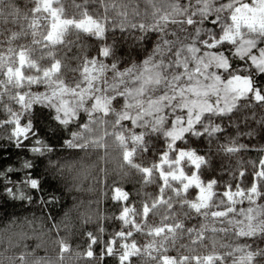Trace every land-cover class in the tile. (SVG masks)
Returning a JSON list of instances; mask_svg holds the SVG:
<instances>
[{
    "label": "snow or ice",
    "instance_id": "snow-or-ice-1",
    "mask_svg": "<svg viewBox=\"0 0 264 264\" xmlns=\"http://www.w3.org/2000/svg\"><path fill=\"white\" fill-rule=\"evenodd\" d=\"M72 2L79 7L78 0ZM101 2L102 15L87 7L69 14L62 0H8L0 6V22L17 25L0 38V127L7 129L0 134L7 141L0 148V198L29 207L57 204L60 192H47L43 179L45 173L63 177L67 166L57 153L65 149L106 156L118 147V168L132 165L147 180L154 165L159 188L137 212L131 192L113 182L105 195L120 205L114 213L119 226L107 228L108 214L98 206L82 214V248L58 236L56 257L29 252L25 243L11 255L6 248L0 264H29V255L35 257L32 264H64L67 252H73V264H264V244H252L254 237H264V144L253 170L239 168L235 182L218 189V177L202 172L208 157L183 143L190 129L196 135L222 130L221 123L197 128L205 113L231 114L249 95L264 102V0ZM110 31L131 32L139 58L121 55ZM73 46L79 51L69 57ZM66 66L78 74L75 79L64 74ZM148 128L168 139L157 160L142 164L135 155ZM249 147L257 149L229 143L226 150ZM173 163L176 168H165ZM102 179L106 184L107 175ZM218 191L221 199L214 205ZM177 204L200 222L186 224L187 213L181 215ZM161 206V222L150 223L153 209ZM90 221L94 228L86 227ZM52 222L59 231V222ZM185 234L181 251L176 241Z\"/></svg>",
    "mask_w": 264,
    "mask_h": 264
},
{
    "label": "trees",
    "instance_id": "trees-1",
    "mask_svg": "<svg viewBox=\"0 0 264 264\" xmlns=\"http://www.w3.org/2000/svg\"><path fill=\"white\" fill-rule=\"evenodd\" d=\"M62 2L69 14L73 12L78 14L83 7H87L89 11H94L101 15L104 12L101 0H86V2L85 0H78L79 7L74 6L72 0H62ZM7 4L8 0H3V4L0 6ZM109 14L115 15V10L110 9ZM0 21H2V15H0ZM9 27L16 28L17 25L11 22L9 24L0 22V38L7 34ZM180 35L183 37L185 33L181 32ZM72 36H75V33H72ZM24 39L28 38L25 37ZM109 39H115L116 47L121 55L131 53L132 56L139 58L140 49L136 45L135 36L131 32L110 31ZM81 40L95 42V38L83 35H81ZM78 51L73 46L71 51L68 52V56L72 57ZM94 51L95 48L93 47L90 49L89 54L94 53ZM241 62L237 61V63ZM70 63L71 65H76L77 60L72 59ZM64 74L69 80L75 79L78 75L69 70L67 66ZM253 74L255 79H260V76H257L254 70ZM215 123L222 124L221 131L214 133L205 131L201 135H196L190 129L185 133L183 143L188 146H195L198 151L208 157L210 163L203 165L202 172L216 175L220 181V184L217 186L219 189L224 183L235 182L239 168L244 167L250 171L254 169L255 161L261 155L258 148L261 144H264V102L258 103L249 95L247 98L240 100L235 111L231 114L218 115L215 112L205 113L197 128L207 126L211 129ZM249 130H252L255 135H249ZM6 131L5 127H0V134ZM167 139L163 135L162 130L153 131L148 128L144 138V145H147L148 150H144V145H138L135 160L142 164H149L157 160L159 152L163 151L166 146ZM6 143V140L0 138V148ZM229 143L255 144L257 145V149L254 150L249 147L241 148L240 151L230 152L226 150V146ZM6 151L13 153L11 148L6 149ZM118 153V147L111 148L106 156L101 152L93 150L87 153L78 152L73 149H65L63 152L58 151L57 155L62 158V162L67 166L64 169L63 177L55 179L50 176V173H45L43 179V187L47 192L58 191L61 194V200L55 205L42 207L34 204L29 207L27 204L4 203L3 199L0 198V258H3L6 248L9 255H11L24 250L23 245L25 243L29 246V252L35 249L37 255L43 256L47 252L50 256L56 257L58 251L56 239L58 236L71 240L74 248L77 244L82 248L85 243L83 236L85 227L81 226L82 214L89 210H94L98 206L108 214V217L104 220L107 228L111 229L119 226V221L115 219L114 213L119 209L120 205L105 195L113 182L127 187L132 194L130 199L136 201L137 212H139L141 202L144 199H150L157 192L160 184V175L155 170L154 165L153 172L147 180L144 179V174L132 165L125 164L124 170L119 169L120 158ZM172 155H175V153H172ZM55 158L53 157V159ZM183 163L186 169L192 167L187 158H185ZM166 167L167 164H165ZM16 175L19 176L20 174L17 173ZM105 175H107L106 184L102 179ZM98 178L100 179L98 180ZM172 183H175V181H172ZM243 183L245 186L247 185L246 178ZM67 185L79 186L69 190ZM220 199L221 194L218 191L213 204H217ZM221 206L223 205L221 204ZM176 208L181 215L185 212L187 213L184 217L186 224H198L200 222L201 217L192 213L186 207L182 208L177 204ZM48 213H51V215L49 216ZM153 213L149 222L152 224L160 223L159 217L163 215L164 207L161 206L159 209H153ZM53 220L59 222V231L56 230L57 225L52 222ZM86 227L94 228L95 224L90 221ZM209 235L211 236V234ZM23 236H26V239H21ZM230 237V233L224 235V239L226 240L230 239ZM141 238H143L142 235ZM17 240L20 241L19 244L16 243ZM187 240V234L178 238L176 248L184 251L181 248V244ZM170 242L171 240H169ZM205 243H207V240ZM217 244H219V241H217ZM252 244L254 247L258 244H264V237H254ZM27 259L29 264H32L35 257L29 255ZM64 264H73V252L65 253ZM81 264H84V262L82 261ZM105 264H114V262L105 261Z\"/></svg>",
    "mask_w": 264,
    "mask_h": 264
},
{
    "label": "rangeland",
    "instance_id": "rangeland-1",
    "mask_svg": "<svg viewBox=\"0 0 264 264\" xmlns=\"http://www.w3.org/2000/svg\"><path fill=\"white\" fill-rule=\"evenodd\" d=\"M173 156H174V155H173ZM176 167H177L176 164H171V165H168V164H167V167H166V168L168 169V168H176Z\"/></svg>",
    "mask_w": 264,
    "mask_h": 264
}]
</instances>
